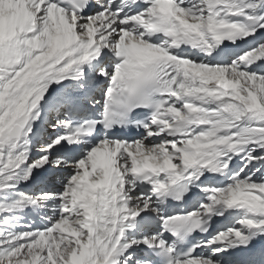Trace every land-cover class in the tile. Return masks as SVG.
Wrapping results in <instances>:
<instances>
[{
    "label": "snow or ice",
    "instance_id": "1",
    "mask_svg": "<svg viewBox=\"0 0 264 264\" xmlns=\"http://www.w3.org/2000/svg\"><path fill=\"white\" fill-rule=\"evenodd\" d=\"M0 264H264V0H0Z\"/></svg>",
    "mask_w": 264,
    "mask_h": 264
}]
</instances>
